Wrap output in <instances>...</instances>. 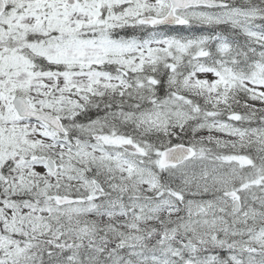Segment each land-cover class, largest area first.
<instances>
[{
	"label": "snow or ice",
	"instance_id": "1",
	"mask_svg": "<svg viewBox=\"0 0 264 264\" xmlns=\"http://www.w3.org/2000/svg\"><path fill=\"white\" fill-rule=\"evenodd\" d=\"M0 264H264V0H0Z\"/></svg>",
	"mask_w": 264,
	"mask_h": 264
}]
</instances>
